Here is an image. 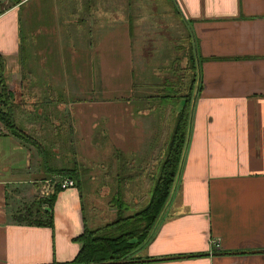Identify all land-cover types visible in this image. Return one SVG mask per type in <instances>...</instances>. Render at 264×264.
<instances>
[{
	"label": "crops",
	"instance_id": "0c3cea01",
	"mask_svg": "<svg viewBox=\"0 0 264 264\" xmlns=\"http://www.w3.org/2000/svg\"><path fill=\"white\" fill-rule=\"evenodd\" d=\"M118 43L127 53L130 78L136 73L132 53L136 78L147 85L146 72L160 65L153 61L149 67L145 61L153 52L166 50L161 64L166 74L159 79L155 74L156 85L162 87L175 75L173 85L181 80L185 93L194 95L172 196L133 257L202 254L123 264H264V251L242 253L264 249V0H0V71L10 75L9 61L18 62L23 54L31 98L41 89L71 98L62 120L76 136L80 90L88 86L84 71L91 68L85 56L102 53L103 46L105 53L113 52ZM47 102L32 101L37 106ZM153 111L126 109L111 117L113 148L80 161L88 184H100L95 192L85 191L86 217L74 189L77 176L74 186L54 197L52 229L11 219L19 208H12L18 189L37 178L40 161L36 172L30 171L28 148L1 132L0 264H67L80 246L73 237L83 227L112 221L114 209L104 207L103 201H110L114 192L115 186L108 184L118 176H124L123 182L151 177L147 167L134 163L142 155L151 156ZM210 241L217 243L216 250ZM217 250L237 253L205 254Z\"/></svg>",
	"mask_w": 264,
	"mask_h": 264
},
{
	"label": "rangeland",
	"instance_id": "374dc122",
	"mask_svg": "<svg viewBox=\"0 0 264 264\" xmlns=\"http://www.w3.org/2000/svg\"><path fill=\"white\" fill-rule=\"evenodd\" d=\"M96 25L98 24L96 23ZM113 49V52L105 53L103 46L102 53L85 56L90 59L91 65H88V67L90 68L91 66L93 70L90 68L89 71H84V76L85 74L88 75V80L85 81L88 86L85 85L84 89L80 90V92L83 91L80 97L82 99V103L80 104L82 116L78 120L79 125L75 130L79 134L77 136L73 134L70 127H67L69 122L67 123L62 120V114L66 111V108H69V106H66L65 104L68 101H71V98H64L63 94L56 90L45 91L43 89L39 90V92L36 91L37 93H35L37 95H35L33 99L31 98L32 92H29V85H27L31 80V77L27 74L28 65L23 54L20 55L22 59L18 60V62L9 61L8 69H12L10 75H6L5 72L0 73L1 85L4 86L6 91L11 95L8 100L14 125L22 130L31 141L38 142L39 147H42L47 156V158L44 159L45 164L42 163V157H38V155L36 156V153L34 152L36 151L34 150V144H31V142L28 141L23 142L19 140L22 142L21 144H23L24 148H28L29 150V157L31 158L29 161L30 171L36 172L34 170L38 165V161L41 159V162L38 165L39 168L36 169L38 175L41 174V176L37 175V178H40H36L34 181L29 182L27 184L28 187H21L18 189V196H16V199L13 201L14 204H12V208L15 204L20 208L22 206L20 204L23 200L28 202L29 199L30 201L36 198L42 199L50 194L53 184L56 183V180L60 179L61 175L45 173L43 169L45 168V165L56 167L60 164L69 168L74 167V169L79 172L77 174L78 183L77 186L74 184L76 186H74V189L78 193L79 198H81L80 203L85 218L87 214V208L85 206L88 203V200L85 197V191L86 189H89L90 191L93 190V192H95V189L100 184L98 183V180H96L98 182L93 181V183L88 184L87 179H85V174H82L83 169L80 166V161L83 160L85 162L88 160H94L106 151L105 148H113L111 144L113 143L112 133H110V130L112 129V121H110V119H112V116L114 117L118 115L116 112L126 111V109L140 110L142 108H152L154 110L152 113L154 114L153 117L156 119V122L153 123L155 126L154 130L151 131L153 138L151 156L144 157V155H142V157L140 156L136 159L137 163L135 162L134 164L141 168L142 166L147 167V176L151 174L155 176L157 174V164L163 157V147L167 140L166 137L173 124L172 120L174 114L179 109L178 102L183 100V95L187 92L186 84L180 86L179 83L181 84V80H175V84L173 85V79L171 78H174L175 75H172L171 78L169 76L167 77L168 81L164 80L163 88L156 85L158 80L156 81L155 74H159V79L162 73H165L163 72L162 65L166 58V50H161V55L153 52L152 57L145 61L146 65L149 67L153 61H157L160 65L159 68L151 66V69L146 72L147 76L145 78L150 82V84L146 85L147 82L139 83V79L136 78L138 67L134 54L132 53L134 64L132 70H136V73L130 78L126 59L127 53L122 51L121 44L119 43L118 46L114 45ZM176 54L179 55V51H177ZM178 67V74H176V76L180 79L182 68L180 65H178ZM171 74H173V72H171ZM129 80L133 82L132 87L129 85ZM89 82L91 83L90 86ZM163 94L174 96L177 103L174 102L170 104L169 100L168 102L161 101L160 96ZM178 96H182V98L180 97L177 99L176 97ZM39 99L41 101L46 99L48 102L40 106L32 103V101ZM61 102L65 103L58 104ZM162 118L163 120H161ZM102 122L108 123V127L104 123L102 124ZM106 128H108L109 133ZM69 131L70 135L68 134ZM1 132L10 135L9 129H7L2 121H0V133ZM89 147L92 149H103L97 152L89 149ZM161 155L162 157L159 158ZM149 159L151 160L149 161ZM73 162L75 164H72ZM84 162L82 163L85 164ZM91 169H93L92 173L96 172L95 168ZM148 179L149 178H147V180L146 178H137L130 179L126 182H120L122 197L126 204V214H130L134 210H137L146 202L148 198L147 186L150 183ZM108 185L114 188L115 183L112 182ZM112 188L109 191V194L112 192ZM95 194L97 195V193ZM108 200L109 197H103L104 207L113 209ZM94 203L96 204V201H94ZM41 207L43 208L45 205L43 204Z\"/></svg>",
	"mask_w": 264,
	"mask_h": 264
},
{
	"label": "trees",
	"instance_id": "16d2710c",
	"mask_svg": "<svg viewBox=\"0 0 264 264\" xmlns=\"http://www.w3.org/2000/svg\"><path fill=\"white\" fill-rule=\"evenodd\" d=\"M18 4L20 0H11ZM2 62L0 60V70ZM1 73V71H0ZM1 77V76H0ZM0 121L9 129L10 135L23 142H31L34 144V149L38 153V157H42V163L47 158L46 152L39 147L38 142L31 141L25 133L17 128L12 119L11 107L9 100L11 95L6 91V88L1 85L0 78ZM198 87V86H197ZM197 90V89H196ZM176 91V90H175ZM161 101L176 102L174 96L163 94L160 96ZM182 98V96L176 97ZM190 94L185 93L183 100L180 101L179 109L175 112L172 126L167 140L163 147V157L157 164V174L150 175L148 181L149 188L147 191V200L144 205L130 214H126V204L122 197L121 183L124 176H118L115 180L114 192L110 196V205L113 207L115 216L108 223H104L99 227L89 228L83 227L81 233L73 237L74 241L80 243L78 250L73 255V259L68 262L88 263L102 262L103 260L131 259L133 252L143 246L151 236L159 213L165 202L169 198V193L173 185V179L178 168V162L185 149V135L188 128V115ZM189 130V129H188ZM41 162V159H40ZM43 164V165H44ZM72 164H75L74 162ZM47 169V170H46ZM124 168H121L122 172ZM46 173L53 175L60 174V177L77 178V170L74 167H66L59 165L56 167L46 166L43 169ZM67 175V176H66ZM120 181V182H119ZM61 190L58 185V180L53 184L52 191L42 199H33L27 204H22L12 213L11 219L14 222L25 225H35L48 227L52 229V214L51 207L54 202V197L57 191ZM45 207H41L42 205Z\"/></svg>",
	"mask_w": 264,
	"mask_h": 264
},
{
	"label": "water",
	"instance_id": "95a60500",
	"mask_svg": "<svg viewBox=\"0 0 264 264\" xmlns=\"http://www.w3.org/2000/svg\"><path fill=\"white\" fill-rule=\"evenodd\" d=\"M193 100H194V95L193 97L191 98V101H190V105H189V115H188V120H187V123H188V128H187V133L185 135L186 139H185V144L187 142V134H188V129H189V118H190V115H191V106H192V103H193ZM185 146V145H184ZM182 155L179 159V162H178V168H177V171L175 173V176H174V179H173V185H172V188L170 190V193H169V198L168 200L165 202V204L163 205L162 209H161V212L159 213V216L157 217L156 221L154 222L153 225H155L157 223V221L159 220L160 216L162 215V213L164 212V208L165 206L168 204L170 198H171V194H172V191H173V188H174V185H175V180L178 176V173H179V170H180V165H181V162H182V157H183V154H184V149L182 151ZM261 251H264V249H250V250H246L242 253H246V252H261ZM232 253H237V252H234V251H213V252H206L205 254H210V255H218V254H232ZM198 255H202V254H192V253H189V254H175L174 256H160V257H146V258H131V259H117V260H103L102 262H88V263H74V264H123V263H144L146 261H160V260H167V259H174V258H187L189 256H198ZM69 264V263H67Z\"/></svg>",
	"mask_w": 264,
	"mask_h": 264
},
{
	"label": "built area",
	"instance_id": "2783aa9c",
	"mask_svg": "<svg viewBox=\"0 0 264 264\" xmlns=\"http://www.w3.org/2000/svg\"><path fill=\"white\" fill-rule=\"evenodd\" d=\"M58 185L61 189L71 188V186H74V181L72 178L63 176L58 179ZM210 245L212 249H217V243L215 241H210Z\"/></svg>",
	"mask_w": 264,
	"mask_h": 264
}]
</instances>
